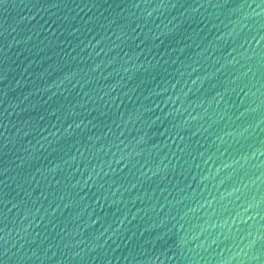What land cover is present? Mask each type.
Wrapping results in <instances>:
<instances>
[{"label":"water","instance_id":"water-1","mask_svg":"<svg viewBox=\"0 0 264 264\" xmlns=\"http://www.w3.org/2000/svg\"><path fill=\"white\" fill-rule=\"evenodd\" d=\"M0 264H264V0H0Z\"/></svg>","mask_w":264,"mask_h":264}]
</instances>
